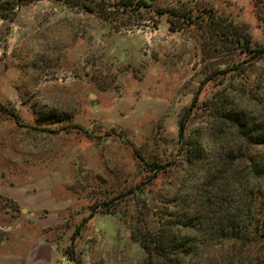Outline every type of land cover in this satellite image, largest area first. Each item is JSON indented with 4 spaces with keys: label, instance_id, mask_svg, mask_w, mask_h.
<instances>
[{
    "label": "rangeland",
    "instance_id": "obj_1",
    "mask_svg": "<svg viewBox=\"0 0 264 264\" xmlns=\"http://www.w3.org/2000/svg\"><path fill=\"white\" fill-rule=\"evenodd\" d=\"M121 1L0 0V264H165L138 240L201 184L193 139L211 153L241 146L209 106L264 118V57L226 31L264 47L262 0ZM8 188H38L65 221L13 219Z\"/></svg>",
    "mask_w": 264,
    "mask_h": 264
},
{
    "label": "trees",
    "instance_id": "obj_2",
    "mask_svg": "<svg viewBox=\"0 0 264 264\" xmlns=\"http://www.w3.org/2000/svg\"><path fill=\"white\" fill-rule=\"evenodd\" d=\"M119 4L130 7L132 1ZM181 18H187L186 14ZM226 31L232 32L234 41L241 42L252 57H264V47L252 48L249 36L229 27ZM54 110L47 116L63 120L57 117L66 114L55 111V115ZM209 110L232 129L241 146L224 153L219 149L211 153L194 138L187 161L203 169L201 184L195 191L189 188L181 201L189 205L163 221L152 235L143 234L138 241L149 257L154 256L165 264H195L192 259L202 247L225 244V256L212 264H264V150L252 151L264 148V118L257 119L244 109L229 108L220 102L210 105ZM134 152L138 156L137 150ZM146 163L150 171L158 172L162 168ZM94 212L92 208L86 219ZM182 229L187 231L181 232ZM258 242L261 244L256 247Z\"/></svg>",
    "mask_w": 264,
    "mask_h": 264
},
{
    "label": "crops",
    "instance_id": "obj_3",
    "mask_svg": "<svg viewBox=\"0 0 264 264\" xmlns=\"http://www.w3.org/2000/svg\"><path fill=\"white\" fill-rule=\"evenodd\" d=\"M37 191L38 188L32 190L8 188L1 192V195L12 201L10 203L12 212L7 215L26 224L33 223L41 230L61 225L65 221L64 209L57 204L52 205L44 201V195L37 194Z\"/></svg>",
    "mask_w": 264,
    "mask_h": 264
},
{
    "label": "built area",
    "instance_id": "obj_4",
    "mask_svg": "<svg viewBox=\"0 0 264 264\" xmlns=\"http://www.w3.org/2000/svg\"><path fill=\"white\" fill-rule=\"evenodd\" d=\"M66 257L65 256H63L62 258H61V260H60V264H65V262H66Z\"/></svg>",
    "mask_w": 264,
    "mask_h": 264
}]
</instances>
